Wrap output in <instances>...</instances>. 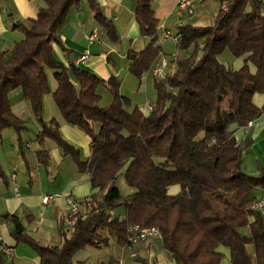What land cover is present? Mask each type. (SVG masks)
Wrapping results in <instances>:
<instances>
[{"label": "trees", "instance_id": "trees-1", "mask_svg": "<svg viewBox=\"0 0 264 264\" xmlns=\"http://www.w3.org/2000/svg\"><path fill=\"white\" fill-rule=\"evenodd\" d=\"M88 1L110 39L119 40L97 0ZM133 1L141 35L152 39L144 50L130 54L131 70L141 76L161 51L155 43L159 20L153 0ZM45 2L46 6H38L32 26L21 21L14 25L24 37L11 50L0 51V139L3 130L12 127L23 148L25 121L14 112L10 99V93L21 86L41 125L36 139L39 162L49 164L43 144L50 138L73 156L82 172L90 173L92 186L99 191L87 206L86 218H78L70 229L59 224L61 244L43 245L18 230L16 238L30 244L40 264H85L74 261L79 250L109 246L112 239L128 245V225L138 223L158 226L163 247L183 264H220V246L230 247L232 264H252L247 251L251 243L257 264H264V218L251 197L256 186L264 188V167L259 165L258 175L243 170L247 144L238 143L228 129L233 123L246 126L264 112V105L253 102L256 92H264V0H220L212 24H180V49L190 53L177 56L173 71L156 81L157 100L147 116L137 107L127 109L131 100L120 94L118 78L105 81L55 58L52 42L60 41L58 30L81 0ZM226 49L235 57L248 55L241 68L222 61ZM48 68L55 70L57 88L52 95L65 121L90 137L87 160L62 136L56 119L43 118V96L50 93ZM102 85L114 94L108 105L100 103ZM122 173L134 189L129 194H123L118 184ZM175 185L180 190L173 194ZM117 207H124V217L113 214ZM244 227L250 228V235L241 231ZM132 260V264H156L142 255Z\"/></svg>", "mask_w": 264, "mask_h": 264}, {"label": "crops", "instance_id": "crops-1", "mask_svg": "<svg viewBox=\"0 0 264 264\" xmlns=\"http://www.w3.org/2000/svg\"><path fill=\"white\" fill-rule=\"evenodd\" d=\"M97 2L104 15L114 23L119 40L110 39L106 29L96 20L89 1L81 0L79 6L70 9L65 24L58 30L60 41L52 42L54 56L67 67L74 64L95 73L105 81L112 77L118 78L120 94L131 100V105L127 109L137 107L147 116L152 110L149 107L156 103L153 92L157 93L155 85L157 80L153 81L152 68L162 58V61H168L169 72L173 71L177 55L168 52L171 46L169 42L157 39L155 43L161 48L159 56L148 71L141 76L136 75L131 70L133 61L130 54L141 52L152 43L151 38L141 35L135 14L136 3L133 0ZM176 5L177 0H153L152 6L159 20L158 35L163 33L164 28L174 34L178 33L180 22L188 23L181 20L188 14L179 16ZM38 6H46L45 0H0V51L11 50L15 42L24 37L20 30L14 28V18H18L26 26H32V20L37 18ZM8 11L12 14L8 15ZM189 24L197 25L196 22ZM94 31L97 32V39L90 42L88 37ZM86 52H89L88 58L78 62V58ZM247 57L248 55L235 57L226 49L220 58L237 70L244 65ZM250 66L252 71L256 72L253 64L250 63ZM54 72L52 68L47 69L50 93L43 96L44 120L49 122L56 119L60 124L62 136L80 150L82 160H87L91 155L90 137L79 126L66 122L54 102L52 93L57 88ZM98 93L102 105H108L114 99L113 92L107 86H100ZM144 96L147 97L146 100ZM10 99L14 112L25 121V126L21 132L22 149L18 141V132L12 127L4 129L0 139V164L4 172V176L0 177V264H40V257L30 244L18 240L14 235V231L18 230L17 224L20 223L23 232L41 244L59 245L62 241L59 224L65 223L68 212L65 195L71 194L83 199L98 192L99 189L92 186L90 173L82 172L73 156L65 153L50 138L43 144L50 154L49 164L46 166L39 162L37 151L40 147L36 144L35 138L41 130V125L34 116L30 103L24 99L21 86L10 93ZM253 102L256 106L262 107L264 92H256ZM97 126L99 129L101 125ZM228 129L234 133L238 143L247 144L242 155L243 170L249 175H258L259 165L264 167V112L251 121V124L240 126L233 123ZM171 189L174 191L172 193L176 194L180 188L175 185ZM45 196L53 197L44 203ZM251 197L254 202L264 198V188L256 186ZM262 216L264 218V212ZM251 220H254V217ZM241 231L250 235L249 227H244ZM112 241L116 243L115 239ZM3 245L13 249L12 255H6L2 251ZM117 245L118 253L105 259H98L95 264L110 260H113V264H132L134 249L138 251V255L151 258L156 264H183L175 259L172 252L163 247L162 237L153 238L137 247ZM219 249L223 253L220 264H232L230 247L220 246ZM247 251L252 256V264H257L254 244H248ZM88 258L84 251L78 252L74 261L75 263L85 261V264H90Z\"/></svg>", "mask_w": 264, "mask_h": 264}, {"label": "built area", "instance_id": "built-area-1", "mask_svg": "<svg viewBox=\"0 0 264 264\" xmlns=\"http://www.w3.org/2000/svg\"><path fill=\"white\" fill-rule=\"evenodd\" d=\"M194 0H177L176 5V12L179 16H182L184 13L186 14H194L195 10L193 7ZM163 38H172L177 44L181 43L182 40V34L181 33H173L171 30L164 28ZM90 42H94L97 39V32H92L88 37ZM89 56V52H86L82 54L78 58V62H82L86 60ZM168 70V61L163 60L161 63L157 64L153 68V74L154 76L159 79L163 80L165 79L169 73H167ZM150 109L153 107L150 106ZM251 124V121L249 122ZM53 196H45L43 198V202L47 203L48 200ZM68 203V212L65 217V226L67 228H72L78 218H86L88 215V204L93 202V195L87 196L85 198H78L71 194L65 195ZM254 207L260 210L261 212H264V198H261L259 200H256L254 202ZM128 232V240H129V246L130 247H137L141 245L142 243L148 242L156 237H161V230L158 226H142L138 223H132L128 225L127 228ZM2 251L6 255H12L13 249L10 246L3 245L1 247ZM138 255L137 250L132 251V256ZM150 261L151 260L150 258Z\"/></svg>", "mask_w": 264, "mask_h": 264}, {"label": "rangeland", "instance_id": "rangeland-1", "mask_svg": "<svg viewBox=\"0 0 264 264\" xmlns=\"http://www.w3.org/2000/svg\"><path fill=\"white\" fill-rule=\"evenodd\" d=\"M220 5H221L220 0H194V3H193V7L195 10L194 14H191V15L188 14L187 16H185L181 20L182 21L184 20L188 23L189 22H192V23L196 22L197 25H203V26L210 25L214 22L215 18L217 17V15L219 13ZM263 11H264V5H263ZM7 14L10 15L9 11L7 12ZM13 23H14V21H13ZM180 24H182V23L180 22ZM162 34L163 33L158 35V41L164 40V42H169L171 44V46H169V48H168L169 53H171L173 55L175 54L177 56H180V55L185 56V55L190 53V50L182 51L180 49L179 44H177L172 38H163ZM161 61H162V58L159 59V61L156 63V65L161 63ZM169 71L170 70H167V73ZM152 73H153V70H152ZM169 74H170V72H169ZM152 76H153L152 77L153 81L159 80L153 74H152ZM52 77H53V75H52ZM154 95L156 96V100H157V93L153 92V96ZM144 98H145L144 100H146L147 97L144 96ZM34 116H35V114H34ZM43 118H44V115H43ZM202 135L200 134L199 138L202 137ZM36 139H37V136L35 138V142L40 147V145L37 143ZM118 184H119L123 194H127V193L133 191V189L127 185L123 173L120 174V176H119ZM171 188H173V187H171ZM177 190H180V189H177ZM170 192H174V191L171 189ZM125 213L126 212H125L124 207H117L116 209L113 210V214L115 216L124 217ZM118 248H119L118 245L111 240V243L109 246H104L102 248L93 247V246H86L84 249H81L78 252L82 253L84 251V254L89 257L88 260L90 261V264H95L98 259H101V258L105 259L109 255H112L114 253H118V251H117Z\"/></svg>", "mask_w": 264, "mask_h": 264}, {"label": "water", "instance_id": "water-1", "mask_svg": "<svg viewBox=\"0 0 264 264\" xmlns=\"http://www.w3.org/2000/svg\"><path fill=\"white\" fill-rule=\"evenodd\" d=\"M9 14L11 15L12 13L9 12ZM19 22V19L18 18H14V24H17ZM72 66H75L74 64ZM8 214L5 215V217H7ZM17 228H18V232L19 233H22L23 232V227L20 223L17 224Z\"/></svg>", "mask_w": 264, "mask_h": 264}]
</instances>
